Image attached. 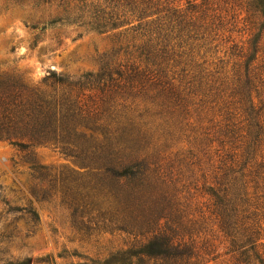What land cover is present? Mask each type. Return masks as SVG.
<instances>
[{
    "label": "trees",
    "instance_id": "obj_1",
    "mask_svg": "<svg viewBox=\"0 0 264 264\" xmlns=\"http://www.w3.org/2000/svg\"><path fill=\"white\" fill-rule=\"evenodd\" d=\"M16 2L58 10L48 21L30 23L32 29L67 24L107 33L112 46L97 72L79 77L50 68L30 82L1 70L0 139L28 153L60 147L96 171L97 195L115 187L107 193L127 218L120 228L138 242L139 234L151 233L137 248L119 251L137 262L120 264H206L220 255L226 264H264V0ZM192 107L204 158L199 164H208L200 186L208 215L191 217L183 203L164 222L163 213L144 219L132 207L156 187L149 173L158 165L155 137L176 132L169 127L174 111L189 117L178 130L194 128ZM32 165L41 174L53 172ZM113 178L124 183L114 185ZM18 209L39 219L34 209ZM0 264L61 263L0 255Z\"/></svg>",
    "mask_w": 264,
    "mask_h": 264
},
{
    "label": "rangeland",
    "instance_id": "obj_2",
    "mask_svg": "<svg viewBox=\"0 0 264 264\" xmlns=\"http://www.w3.org/2000/svg\"><path fill=\"white\" fill-rule=\"evenodd\" d=\"M57 14L54 6L34 9L21 7L16 0H0V75L1 70H6L26 81L38 82L50 68L72 77L100 69L101 56L112 46L107 33L84 32L67 24H57L45 31L29 26ZM36 36V45L32 47ZM12 46L14 51L10 50ZM180 112L174 111L169 119V127L176 132L165 136L160 130L155 137L158 153L152 159L158 165L152 166L149 173L156 176V187L140 196L132 207L141 211L144 219L152 220L163 213L164 222L167 213L179 215L183 203L191 217H199L201 211L208 215L206 199L200 192L208 164L206 160L202 166L199 164L203 154L197 114L192 107L190 120L194 128L188 127L184 133L178 127L184 126L189 117L185 111ZM156 123L154 118L150 125L154 128ZM32 161L52 168L51 176L41 174ZM95 172L83 159L60 147L40 145L28 153L0 139V255L51 256L61 264L137 262L135 257L120 256L119 251L137 248L151 233L139 234L137 238L143 242H138L135 234L120 228L128 222L121 218L122 211L107 193L115 187L106 185L105 194L97 195ZM105 178L108 182L107 174ZM22 207L34 209L39 219L29 220L18 209ZM227 260L220 255L206 264H226Z\"/></svg>",
    "mask_w": 264,
    "mask_h": 264
}]
</instances>
